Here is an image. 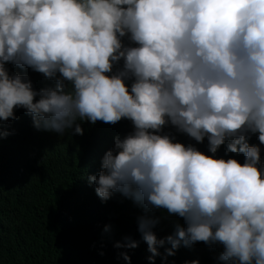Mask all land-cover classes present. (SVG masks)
Returning <instances> with one entry per match:
<instances>
[{"label": "clouds", "instance_id": "clouds-1", "mask_svg": "<svg viewBox=\"0 0 264 264\" xmlns=\"http://www.w3.org/2000/svg\"><path fill=\"white\" fill-rule=\"evenodd\" d=\"M19 108L60 136L131 123L87 179L102 202L119 194L144 210L150 261L166 243L165 259L203 242L225 264H264V0H0V142ZM165 129L207 139V152ZM156 210L184 226L158 239Z\"/></svg>", "mask_w": 264, "mask_h": 264}, {"label": "trees", "instance_id": "trees-1", "mask_svg": "<svg viewBox=\"0 0 264 264\" xmlns=\"http://www.w3.org/2000/svg\"><path fill=\"white\" fill-rule=\"evenodd\" d=\"M26 71L38 90L54 86L53 81L30 69ZM16 120L4 123L10 135L0 142V264H225L219 260L222 246L198 242L181 246L166 255L170 244L159 247L160 255L148 257L146 242L138 231L137 218L144 210L132 200L115 194L102 202L87 177L100 171L105 151L113 146L116 135L131 131V123L121 120L115 125L98 121L82 123L83 135L71 130L63 136L53 131L37 130L30 114L15 110ZM172 131L180 142L193 143L186 135ZM250 144H258L253 135ZM207 152V139L196 144ZM226 144L217 155L224 156ZM243 163V154L236 156ZM264 162V145H261ZM160 223L154 228L158 239L172 234L175 224L184 226L179 217H167L162 210L154 213ZM110 225V231L104 228ZM129 236L138 247L116 248L117 241ZM103 253V255H101ZM127 253L130 262L123 259Z\"/></svg>", "mask_w": 264, "mask_h": 264}]
</instances>
